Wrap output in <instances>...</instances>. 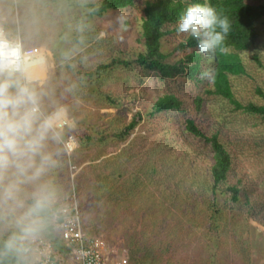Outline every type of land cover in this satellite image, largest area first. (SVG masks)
<instances>
[{
	"label": "rangeland",
	"instance_id": "rangeland-1",
	"mask_svg": "<svg viewBox=\"0 0 264 264\" xmlns=\"http://www.w3.org/2000/svg\"><path fill=\"white\" fill-rule=\"evenodd\" d=\"M101 1L58 0L50 8L43 0H0V25L10 37L14 31L7 26H15V34H20L24 57L30 59L28 75L41 94L42 111L51 114L63 108L69 124L73 118L76 125L58 128V138L47 142L46 151L55 166L38 181L21 185L18 199L23 207L0 204V236L8 239L18 233L24 240L21 247L31 245L33 236L47 239L42 218H33L39 225L29 235L22 228L30 221L20 223L30 208L28 201L40 185H47L49 206H76L85 233L106 243V264H133L125 249L131 240L149 251L145 259L150 264H264V118L236 111L228 101L206 94L210 82L205 79L201 83L186 78L162 81L134 65L112 67L93 86L77 76L68 65L89 71L114 58L135 59L143 51L140 19L147 0L90 19L88 5ZM247 3L259 5L264 0ZM259 27L254 47L241 53L246 74L230 78L235 97L243 105L262 101L255 90L264 87V20ZM189 37L173 32L164 38L162 48L169 62L198 51L178 49ZM202 56L203 70L212 68L214 61L209 63ZM104 94L121 103L109 107ZM166 94L182 101L181 110L151 115L153 105ZM198 97L203 98L200 111L195 103ZM138 113L142 119L134 132L124 140L116 139L115 133ZM188 118L208 134L220 132L233 160L229 183L242 191L239 203L227 201L218 190L214 204L209 176L212 149L186 131ZM81 129L93 138L84 146ZM65 133L77 140L72 154L64 149ZM113 168L124 179L136 180L131 197L122 195L116 202L107 192L97 202L99 206L88 203L86 195L95 185V172L101 169L112 175ZM101 212H110L111 217ZM52 247L59 262H76L74 255Z\"/></svg>",
	"mask_w": 264,
	"mask_h": 264
},
{
	"label": "trees",
	"instance_id": "trees-1",
	"mask_svg": "<svg viewBox=\"0 0 264 264\" xmlns=\"http://www.w3.org/2000/svg\"><path fill=\"white\" fill-rule=\"evenodd\" d=\"M247 1L248 0H147L144 2L143 6L144 15L140 19L139 42H142L143 51L139 52L135 59L121 61L114 58L110 64H100L94 70L89 71H78L71 65H67L73 68L77 76L85 78L86 80L88 79L92 86L96 82L102 81V79L105 78L106 72L112 69V67L123 66L128 68L133 65L149 74H154L162 81L186 78L190 81L201 83L202 79L200 78V74L204 71V62H202L203 56L201 53L194 50L177 62L171 63L168 61L169 57L162 47L164 38L173 32H177V21L187 7L192 4H204L207 2L216 8L219 14L228 17L231 23V30L225 40V45L229 48V51L227 53H220L217 51L216 57L213 60L214 64L212 68L215 69V79L210 83V89L206 91V94L228 101L236 111H242L264 118V87H257L255 90L256 94L262 100L260 104L248 103L243 105L236 99L230 80L231 77L246 74L241 53L254 47L260 35L259 24L264 20V4L251 5L247 3ZM43 2H47L50 8H52V4L57 3L58 0H43ZM11 5L13 6L12 2ZM135 5L136 0H102L98 4L88 5V17L90 19L95 17L102 18L110 11L134 8ZM21 6L22 5L19 7ZM11 12H13V7L11 8ZM49 16L53 17L54 15L49 13ZM22 28H24V25H22ZM7 29L11 32L14 31L13 33L15 35V26L11 25L9 28L7 26ZM26 33L28 32L26 31ZM191 47L197 48V42L195 38L190 36L185 43L179 44L178 49L186 51ZM27 60L29 63L30 59ZM103 99L109 107H116L121 103L119 100L113 99L109 94H104ZM195 103L197 110L200 111L202 109L201 104L203 103V98L198 97ZM181 106L182 101L175 94H166L160 97L153 105V113H151V115L173 110L180 111ZM70 119V124L66 126V129H71L76 126L73 118ZM141 119L142 116L140 113L136 114L127 126H124L115 133L114 137L118 140L126 139L134 132ZM77 126H79V123H77ZM185 128L191 135L201 140L203 139L205 143L211 146L213 163L209 170V176L211 182L210 188H212L210 190H212L215 196L213 199L214 204L215 198L218 195V190H221V193L227 196V201L239 203L242 191L238 185L229 183V174L233 160L226 143L220 136V132L217 131L208 134L191 118L185 120ZM84 130L85 129H81V132H83V136L80 135L82 140L81 146H84V142L90 143L93 139L92 135ZM62 138L63 140L68 139L66 133ZM100 164L102 163L97 164L96 167H100ZM95 175V185L89 188L90 191L86 195L88 203L91 202L99 206L97 202H102L103 194L107 192H110V195L115 198V201L119 202L118 199L122 195L131 197L135 190L133 187L134 184H136V180L133 178L130 180L124 179L123 175L118 174L115 169L112 175L103 174L101 169L99 173L95 172ZM121 179L123 180L122 184L119 183ZM114 198L111 200L114 201ZM33 203V199L28 201L30 208ZM105 203L107 204V202ZM61 209L59 204L52 206L47 205L37 216L33 217H40L44 220L46 224L45 232L47 233V240L53 244L56 251L65 250V247L60 245V230L58 229V225L64 220L60 212ZM101 213L107 214L108 212ZM108 215V218H110V212ZM112 215V219L115 221V215ZM12 237L14 239L10 241L14 243L15 240H19L21 236L14 234ZM10 241H5L3 237L0 236V264H15L18 260L12 246H8ZM26 247L30 248L29 246ZM125 249L130 252V254L127 253V256H125L129 257L133 264H150L147 262L148 260L146 261L145 259L149 255L145 252L149 251L141 247L137 241L131 240L128 244H125Z\"/></svg>",
	"mask_w": 264,
	"mask_h": 264
},
{
	"label": "clouds",
	"instance_id": "clouds-1",
	"mask_svg": "<svg viewBox=\"0 0 264 264\" xmlns=\"http://www.w3.org/2000/svg\"><path fill=\"white\" fill-rule=\"evenodd\" d=\"M231 30L227 16L219 14L213 6L192 4L187 7L176 24L178 34L195 38L197 50L208 62L215 59L217 51L227 53L225 40ZM29 63L18 46L0 42V204L11 202L23 207L18 199L21 185L38 181L55 161L46 151L47 142L58 138L57 129L66 120V110L58 108L45 114L41 108V94L32 86L28 75ZM201 79L212 82L215 69L201 72ZM34 203L21 217L25 235L36 231L39 221L33 219L51 203L47 185H40L33 194ZM9 242V247L12 246Z\"/></svg>",
	"mask_w": 264,
	"mask_h": 264
},
{
	"label": "built area",
	"instance_id": "built-area-1",
	"mask_svg": "<svg viewBox=\"0 0 264 264\" xmlns=\"http://www.w3.org/2000/svg\"><path fill=\"white\" fill-rule=\"evenodd\" d=\"M0 42L18 46L24 56L20 34L17 33L10 37L2 25H0ZM68 124L69 118L66 117L60 129L65 128ZM63 144L68 154H72L77 148V140L74 137L68 138ZM77 210V207L72 204L62 207L60 212L64 220L58 225L61 239L73 251L79 264H106V243L98 237H90L85 233L82 219ZM32 240L31 245L38 257L37 264H59L57 257L54 256L50 241L38 236H33Z\"/></svg>",
	"mask_w": 264,
	"mask_h": 264
},
{
	"label": "crops",
	"instance_id": "crops-1",
	"mask_svg": "<svg viewBox=\"0 0 264 264\" xmlns=\"http://www.w3.org/2000/svg\"><path fill=\"white\" fill-rule=\"evenodd\" d=\"M18 233H16L17 235ZM14 239L13 237L11 238H3V240L5 241H10ZM24 241L22 240V238L20 237L19 240H15V242L12 244V248L13 251L15 252V254L18 257V260L16 261L15 264H37L38 263V257L33 249V246L30 245V243H26V245L24 247L20 246V243ZM60 245L65 247V250L63 252H65V255H67L68 253L72 254V256L76 259L75 261H70L71 264H79L75 254L73 253V251L70 249V247L61 239L60 237ZM26 246H29L30 248H27ZM68 249V250H67ZM31 255H34L36 257L35 260L32 259ZM59 264H63L62 261L59 262Z\"/></svg>",
	"mask_w": 264,
	"mask_h": 264
}]
</instances>
